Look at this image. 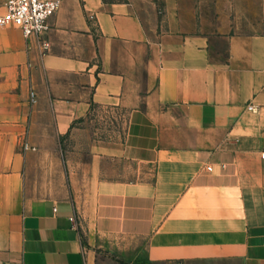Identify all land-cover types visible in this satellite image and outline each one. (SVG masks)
<instances>
[{"label":"crops","instance_id":"1","mask_svg":"<svg viewBox=\"0 0 264 264\" xmlns=\"http://www.w3.org/2000/svg\"><path fill=\"white\" fill-rule=\"evenodd\" d=\"M58 1L0 27V264H264V0Z\"/></svg>","mask_w":264,"mask_h":264},{"label":"built area","instance_id":"2","mask_svg":"<svg viewBox=\"0 0 264 264\" xmlns=\"http://www.w3.org/2000/svg\"><path fill=\"white\" fill-rule=\"evenodd\" d=\"M59 5L58 0H5L0 8V27L18 28L25 38L39 37L48 30ZM47 47L43 45L44 50ZM248 110L257 111L252 106Z\"/></svg>","mask_w":264,"mask_h":264},{"label":"rangeland","instance_id":"3","mask_svg":"<svg viewBox=\"0 0 264 264\" xmlns=\"http://www.w3.org/2000/svg\"><path fill=\"white\" fill-rule=\"evenodd\" d=\"M0 8L5 0H0ZM127 115L123 111L115 112V115H110V111L96 110L87 120V134L91 138L101 140H122L126 131ZM85 138L80 139L81 143H85ZM59 144L60 153L63 162L66 166L68 162H81L87 158L86 144H70L67 140ZM85 159V160H84Z\"/></svg>","mask_w":264,"mask_h":264},{"label":"trees","instance_id":"4","mask_svg":"<svg viewBox=\"0 0 264 264\" xmlns=\"http://www.w3.org/2000/svg\"><path fill=\"white\" fill-rule=\"evenodd\" d=\"M61 139H62V138H61ZM61 139H60V140H61Z\"/></svg>","mask_w":264,"mask_h":264}]
</instances>
